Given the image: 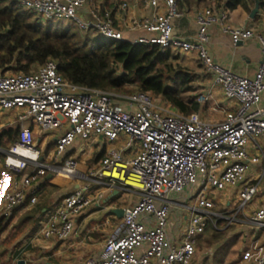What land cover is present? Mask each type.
<instances>
[{
    "label": "built area",
    "instance_id": "built-area-1",
    "mask_svg": "<svg viewBox=\"0 0 264 264\" xmlns=\"http://www.w3.org/2000/svg\"><path fill=\"white\" fill-rule=\"evenodd\" d=\"M152 12L133 16L121 25L114 8L96 0H19L22 6L49 20H69L83 30L96 29L112 39H125L126 31H143L133 43L159 44L162 50L197 54L213 83L229 101L210 105L220 116L203 112L211 92L198 95L201 107L185 113L162 103L148 90L119 91L80 84L66 78L58 61L49 58L35 71L0 72V111L19 110L17 138L0 143V154L13 173L2 195L0 218H9L30 198L31 186L48 174L86 180L48 211L42 225L47 238L69 239L77 217L96 198L105 197V187L136 193L126 206L122 222L107 237L97 253L70 264H196L198 240L207 228L225 215L217 210L216 191L238 190L228 208L237 219L244 215L260 191L262 176H248L249 145L264 138V30L235 25L230 10L217 4L196 12L197 32L188 39L176 33L174 20L183 14L182 0H140ZM123 2L122 7H127ZM78 6L90 7L94 19L77 13ZM219 23L234 43L256 38L261 61L254 76L244 75L218 62L209 52L210 28ZM29 120L31 124H27ZM36 127L58 132L54 158H44ZM105 138L111 146L92 170H82L80 160L68 155L78 140ZM35 155V159H33ZM14 161L16 163H10ZM114 172V173H113ZM132 181H139L142 186ZM98 185L97 193L93 191ZM181 206L188 213L183 233L169 232L172 213ZM246 221L262 231L264 202L251 210ZM243 221V218L240 219ZM256 264H264V248Z\"/></svg>",
    "mask_w": 264,
    "mask_h": 264
},
{
    "label": "crops",
    "instance_id": "crops-1",
    "mask_svg": "<svg viewBox=\"0 0 264 264\" xmlns=\"http://www.w3.org/2000/svg\"><path fill=\"white\" fill-rule=\"evenodd\" d=\"M19 1V0H17ZM106 8H114L115 20L122 24L128 18L133 16H146L151 14L152 9L144 6L140 0H96ZM226 0H182L180 7L183 14L174 20L176 33L188 39L195 38L197 32L196 12L204 7L217 4L223 5ZM123 2H128L127 7H122ZM22 5V4H21ZM90 9V7H88ZM231 21L235 25H246L258 30H264V6L260 0L250 3L249 8L239 5L235 8H229ZM257 10V11H255ZM211 39L208 44L210 54L221 64L228 66L244 75L254 76L258 70L261 61V47L256 38L234 43L231 36L224 32L221 24L216 23L211 26ZM144 33L143 31H126L125 40L131 41L136 36ZM185 57V56H184ZM186 57H197V54L190 52ZM197 59V58H196ZM180 63L183 66L192 68V61ZM197 73L199 70H195ZM201 71V70H200ZM206 71V70H205ZM207 78H202V90L210 91L211 98L209 105L224 106L229 101L225 98L221 87L214 85L213 76L208 72ZM206 86V87H205ZM260 105L264 108V94ZM19 110L9 109L0 111V138L3 145H9L17 136L19 124L15 122ZM31 123V122H30ZM39 145L42 148L44 158H54L55 139L58 132H42L36 127ZM6 143V144H5ZM259 144L254 142L249 145V154L253 158L260 156L264 160V138L259 139ZM120 145L119 141L110 142L105 138H96L91 140H78L74 148L69 150L68 155H75L80 160V166L83 168L94 163L93 167L99 164L111 147ZM89 163V164H88ZM87 169V168H85ZM89 171V169H88ZM114 173V172H113ZM248 176L256 179L262 176V183L257 197L251 203L245 212L242 225L248 229L249 235L260 236L262 238L261 252L264 248V237L262 231L250 225L246 218L251 214V210L264 202V163L255 162L251 159L249 164ZM13 173L7 169L4 163L3 154L0 155V206L2 204V195L5 189L10 185ZM86 180L82 178H65L62 176L48 174L31 186L30 196L36 195L37 202L31 203L30 198L16 208L14 214L4 219L5 223L0 226V256L7 255L9 263L18 264L21 258L26 259V264H70L84 259L90 254L97 253L103 247L107 237L122 222L123 215L114 211V208H125L132 204L135 199L128 197L126 190H118L115 187L103 188L105 197L96 198L95 201L87 207L78 217L75 226V233L69 239H58L55 237L47 238L42 234V227L37 223L31 225L33 219L46 217L49 210L60 204L65 195L74 191L80 184ZM133 184L142 186L139 181H132ZM93 191L97 193L102 189L98 185H93ZM221 200H225L227 205H231L238 197V190L230 187L222 191ZM134 193V192H133ZM188 222V213L181 207L176 206L171 216L169 232L173 236L183 233ZM17 224L21 226V232L14 239L15 243L7 244L10 238L11 229ZM248 227V228H247ZM259 254V256H260ZM258 256V257H259Z\"/></svg>",
    "mask_w": 264,
    "mask_h": 264
},
{
    "label": "trees",
    "instance_id": "trees-1",
    "mask_svg": "<svg viewBox=\"0 0 264 264\" xmlns=\"http://www.w3.org/2000/svg\"><path fill=\"white\" fill-rule=\"evenodd\" d=\"M254 1L226 0L223 5L249 8ZM260 3L264 6V0ZM33 14L17 0H0V60L3 67L15 66L14 72H30L32 64L40 66L54 58L58 61L59 71L73 82L110 90L137 82L143 90L162 94L185 113L201 107L196 73L175 63L178 57L170 49L162 50L159 44L112 39L102 34L82 43L76 39V33L68 29L41 32L32 22ZM90 41L92 46L86 49ZM0 143H3L1 138ZM4 219L0 220V226L4 225Z\"/></svg>",
    "mask_w": 264,
    "mask_h": 264
},
{
    "label": "rangeland",
    "instance_id": "rangeland-1",
    "mask_svg": "<svg viewBox=\"0 0 264 264\" xmlns=\"http://www.w3.org/2000/svg\"><path fill=\"white\" fill-rule=\"evenodd\" d=\"M77 13L80 14L86 20L94 19V16L91 10L86 6H78ZM32 22L40 27L41 32H46L48 30H56L57 28L61 30H67L76 33V39L81 41L85 40H92L95 36L99 35L100 33L97 30H83L79 28L76 24L69 20H49L43 18L41 15L33 14ZM40 31L37 34H40ZM37 36V35H36ZM92 43L91 41L85 46L86 49L91 48ZM171 53L177 56L178 58L175 59V63L178 61L185 63L192 61V68H190L193 72L197 75V80L195 84L200 87L198 91L201 93L203 87L201 83L202 78L208 77V72L205 71L204 66L202 65L201 61L198 57H186L189 53H176V51L171 50ZM185 56V57H184ZM197 58V59H196ZM39 67V64H32L30 67L31 71H35ZM15 66L12 68H5L1 65L0 60V72H14ZM195 70H199L201 73H197ZM201 70V71H200ZM30 71V72H31ZM206 87V86H205ZM142 89L137 82L128 83L122 86L121 88L117 89L119 91H133V90H140ZM153 93V92H152ZM157 99H159L162 103L169 104L170 106L179 109L175 105H173L170 101H168L162 94L153 93ZM180 110V109H179ZM203 112L205 114H209L214 116L213 118L219 117L220 114L217 111H213L209 103L203 105ZM27 124H31L29 120L26 121ZM1 155V154H0ZM95 163V162H94ZM94 163L89 164L87 169L83 168V170L88 171L92 170L94 167ZM128 197H132L136 199V193L125 191ZM222 191H216L218 199V206L217 210L223 212L225 217L219 219L217 223L210 225L206 232L199 238L198 240V248H197V255L194 259L196 264H256L258 256L261 252V244L262 238L260 236H252L249 235L248 229H245V225H242L241 218L245 217L244 215H238L237 219H228L226 216H233L232 213L228 212V208H231L229 205L225 203V200H221L222 198ZM53 209V206H52ZM51 209V210H52ZM50 211V210H49ZM44 218H37L33 219L30 222L31 225H35L37 223L38 227H42ZM248 228V227H247ZM21 226L17 224L10 232V239L7 240V244L15 243V238L21 232ZM0 264H10L7 255L0 256ZM12 264H16L15 262Z\"/></svg>",
    "mask_w": 264,
    "mask_h": 264
},
{
    "label": "water",
    "instance_id": "water-1",
    "mask_svg": "<svg viewBox=\"0 0 264 264\" xmlns=\"http://www.w3.org/2000/svg\"><path fill=\"white\" fill-rule=\"evenodd\" d=\"M255 11H257V10H255ZM113 210L118 212L121 216L124 215V210H125L124 208H114ZM18 264H26V259H24V258L19 259Z\"/></svg>",
    "mask_w": 264,
    "mask_h": 264
},
{
    "label": "clouds",
    "instance_id": "clouds-1",
    "mask_svg": "<svg viewBox=\"0 0 264 264\" xmlns=\"http://www.w3.org/2000/svg\"><path fill=\"white\" fill-rule=\"evenodd\" d=\"M33 159H35V155H33V157H32ZM10 163H16V162H14V161H9Z\"/></svg>",
    "mask_w": 264,
    "mask_h": 264
},
{
    "label": "bare ground",
    "instance_id": "bare-ground-1",
    "mask_svg": "<svg viewBox=\"0 0 264 264\" xmlns=\"http://www.w3.org/2000/svg\"><path fill=\"white\" fill-rule=\"evenodd\" d=\"M141 183V182H140ZM142 184V183H141Z\"/></svg>",
    "mask_w": 264,
    "mask_h": 264
}]
</instances>
